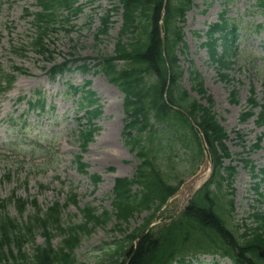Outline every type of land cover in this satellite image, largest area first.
Returning <instances> with one entry per match:
<instances>
[{"label": "trees", "instance_id": "1", "mask_svg": "<svg viewBox=\"0 0 264 264\" xmlns=\"http://www.w3.org/2000/svg\"><path fill=\"white\" fill-rule=\"evenodd\" d=\"M78 2L37 0L40 12H27L34 20L36 37L32 47L39 55L53 56L45 44L52 24L61 22L62 12L74 17L80 15L82 6ZM192 7V0L177 3L173 0H119L118 6L110 11L121 15L120 37L115 54L101 57L95 68L125 95L123 135L125 145L136 153L140 162L136 174L132 180H116L112 211L85 207L80 210V223L64 220L67 205L55 202L44 210L37 200H23L13 193L0 203V264H82L76 255L82 238L112 222H115L114 232L123 236L111 257L113 264H199L203 256H212L215 264H219L217 259H229L233 264H264V214L254 215L256 227H246L243 232L229 227L234 202L222 193L232 189L237 169L225 166L232 154L227 146L228 132L214 110L215 101L195 70L190 71L192 91L201 99L194 98L180 85L183 71L179 51L187 49L182 25ZM258 7L264 9V0H258ZM61 24L68 25V21ZM110 24L109 16L103 19L100 36L108 33ZM261 29L262 26H258V31ZM237 35V26L221 16L220 23L209 26L207 41L203 44L221 79L228 83L227 71L232 64ZM66 70L67 65H59L50 74L55 78ZM81 70L87 72L88 68L85 65ZM16 71L21 73L19 69ZM15 80L11 75H1L0 93L11 90ZM89 85L69 87V92L81 96L82 104L90 110L88 125L78 135L83 150L94 141L99 129L93 121L102 115L99 99L88 89ZM231 96L232 102L237 103L238 92L233 91ZM30 107L44 110L43 100L31 102ZM248 107L249 111L241 116V123L254 118L257 127L264 128V103L257 100L253 90ZM262 141L260 138L253 149H260ZM177 147L183 153L181 156H186L191 163L201 160L206 147L212 163L210 179L189 201L177 221L164 224L157 232L131 230L129 226L137 215L153 209L158 212L180 188L181 181L171 182ZM75 163L78 171L86 174L87 165L80 157ZM244 164L247 168L252 162L245 160ZM261 172L264 174V169ZM92 180L97 186L101 178L94 176ZM260 188V183L256 184L258 194ZM70 202L77 204L75 195ZM9 207L16 209V217L8 212ZM37 232H41L44 245L28 252L26 245L35 240ZM57 236L61 244L56 248L52 242Z\"/></svg>", "mask_w": 264, "mask_h": 264}, {"label": "rangeland", "instance_id": "2", "mask_svg": "<svg viewBox=\"0 0 264 264\" xmlns=\"http://www.w3.org/2000/svg\"><path fill=\"white\" fill-rule=\"evenodd\" d=\"M118 1L79 0L83 8L80 15L74 17L61 13V22L52 24V31L45 40L47 49L53 54L47 59L39 56L31 46L35 24L26 16V11L39 12L36 0H0V71L9 74L14 67L25 71V74L17 75L9 93L0 95V202L15 193L25 200L36 199L46 209L56 201L67 204L70 195L74 194L77 195V205L70 203L64 218L70 221L68 223H79V211L86 206L101 212L111 211L115 180L132 178L135 174L139 162L125 145L123 135L125 96L94 68L101 57L114 55L122 19L119 13L110 11ZM177 1L173 0L174 3ZM192 1L193 7L182 25L187 49L179 51L183 71L180 85L194 98H199L192 91L190 80V71L195 70L201 75L208 94L214 97L217 118L230 137L227 145L232 159L225 165L237 168L233 188L222 193L235 202L228 221L235 231L255 227L253 215L264 213V183L260 189L262 196L255 190L264 169V129L258 128L253 119L244 124L240 119L249 110L247 104L252 88L259 101H264V9L258 7V0ZM224 11L239 31L236 54L227 71L230 83L221 79L203 47L209 26L217 23ZM108 15L111 17L109 32L98 36L102 21ZM64 21L69 24L62 25ZM259 25L263 26L260 31L257 30ZM76 61H81L80 65L86 64L90 71L84 73L76 69ZM65 63H70L71 70L61 78L52 79L48 72ZM86 82H91L90 89L100 100L102 115L94 120L99 133L83 151L77 135L82 127L87 126L89 116L87 110L82 109L79 98L69 93L68 83L82 86ZM233 90L238 92L237 103L232 102ZM39 93L46 101L43 112L32 111L28 105V101ZM260 137H263L261 148L251 150ZM176 153L171 182L182 180L184 186L201 173L205 157L191 163L186 156H181L183 153L178 147ZM79 156L89 166L88 175L77 170L74 162ZM243 160H250L256 170L246 168ZM9 173L11 180L6 179ZM93 175L102 178L97 186L92 183ZM210 175L211 167L198 187ZM189 199L177 196L160 212L154 209L143 211L131 222V230L140 228L157 232L164 224L179 219ZM8 210L15 216L13 208ZM114 227L113 222L82 238L76 253L78 262L113 264L111 257L123 241V236L120 232L115 233ZM36 234L35 240L26 245L28 252L44 245L41 232ZM52 244L59 247L60 237L54 238ZM199 264L215 263L211 256H203ZM220 264L232 262L222 260Z\"/></svg>", "mask_w": 264, "mask_h": 264}, {"label": "bare ground", "instance_id": "3", "mask_svg": "<svg viewBox=\"0 0 264 264\" xmlns=\"http://www.w3.org/2000/svg\"><path fill=\"white\" fill-rule=\"evenodd\" d=\"M204 174V173H203ZM206 177V175H203L201 177V179L199 180V182L197 183H193L190 182L189 184H187L182 192V197L187 198L188 196H190L192 194L193 191H195V189L198 187L199 183L201 181H203V179Z\"/></svg>", "mask_w": 264, "mask_h": 264}]
</instances>
